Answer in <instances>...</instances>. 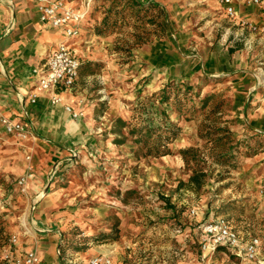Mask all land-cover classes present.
<instances>
[{"label": "rangeland", "instance_id": "374dc122", "mask_svg": "<svg viewBox=\"0 0 264 264\" xmlns=\"http://www.w3.org/2000/svg\"><path fill=\"white\" fill-rule=\"evenodd\" d=\"M137 1L94 0L70 40L87 59L60 100L75 120L67 141L5 131L3 95L20 80L0 57V264L30 249L37 264H88L110 250L123 264H239L224 247L203 252L201 225L221 217L258 237L264 257V10L249 21L222 0ZM28 6L38 13L33 0H0L8 43L30 27ZM162 111L180 133L168 154L145 155L130 131L159 126ZM193 168L206 173L200 188L188 182Z\"/></svg>", "mask_w": 264, "mask_h": 264}, {"label": "built area", "instance_id": "2783aa9c", "mask_svg": "<svg viewBox=\"0 0 264 264\" xmlns=\"http://www.w3.org/2000/svg\"><path fill=\"white\" fill-rule=\"evenodd\" d=\"M33 2L39 14V21L45 26L60 30L66 37V39L56 43L45 60L33 69L34 74L38 77L36 86L40 90L49 92L58 87L69 88L77 79L81 65L79 57L73 51L70 40L80 35L82 22L89 11L90 0H87L82 8L73 6L67 0H33ZM221 2L225 5L227 14L232 17L237 14L235 4L255 5L264 8V0H222ZM37 96V92L33 91L28 97L31 102H35ZM60 100L58 93L52 94V103H58ZM67 109L70 108L67 107ZM1 122L7 133L17 134L19 138L23 139L30 135L35 137L29 118L27 121H23L2 116ZM27 180L28 176H22L19 178V184L23 185ZM42 231L46 230L43 229ZM201 233L202 249L205 254L213 253L219 247H224L240 259L239 264H249L254 261L259 264L262 263L259 258V238L256 236L245 238L225 218L205 221L201 225ZM39 261L36 250L30 249L25 253L23 261L18 258L12 264H37ZM88 264H114V262L111 257L99 254L93 256Z\"/></svg>", "mask_w": 264, "mask_h": 264}, {"label": "crops", "instance_id": "0c3cea01", "mask_svg": "<svg viewBox=\"0 0 264 264\" xmlns=\"http://www.w3.org/2000/svg\"><path fill=\"white\" fill-rule=\"evenodd\" d=\"M93 1L94 0H90V3L92 4ZM67 2L77 8H82L85 6L87 0H67ZM28 7L31 8L29 9V12L22 14L21 17L23 19L25 18V21L27 22L26 27H30L28 28L26 33L25 31L24 33L19 32V37H17L13 41H10V43H8L7 41L6 31L1 30L3 24L0 21V57L4 60V64L8 65V68L6 69L8 71L7 77L10 79L9 81H11V79L15 77L20 80L19 86H15V83L12 84V87L15 91L14 95H12L9 99L6 94H4L5 96L3 95V97H5L3 98V100H5L6 102L1 107L3 110L2 112L4 116H8L16 120L27 121V119L29 118L32 123L33 132L38 135V138L45 139L42 134H54L59 135L62 139H64L66 136L65 139L67 141V135L72 132L69 130L75 129V120L73 122L69 114L63 112L62 109V105H64L63 102H67L70 100V97L68 96V93L66 91L67 89L58 87L55 90H51V92L40 90L36 86L38 77L33 72V69L37 68L42 63V60L46 58L52 47H54L56 43L64 40V35L60 32V30L42 24L39 21L38 13L36 12L35 8L33 9V7L31 6ZM235 7L237 12L235 17L239 19L248 17L249 21H253V19L255 18L250 14L252 11L257 13V11H259L260 9L264 10V8H260L258 6L249 7V5L245 4H235ZM89 12L90 11H88L87 15L89 14ZM257 16L263 17L264 19V11L261 12V14L256 15V17ZM72 48L73 51L76 52L82 64L85 58L87 59V56H85V52H81V50L75 49L74 47ZM93 59H95L94 56ZM2 69L4 70V66ZM33 91L37 92L38 94L35 102H31L30 98L28 97L29 94ZM57 91L60 92L61 99H63V102H59V105L51 102L52 94L58 93ZM20 98L23 99L21 100ZM88 115L89 114H85V117L82 119V121L85 127H88L89 129V123L91 122H88ZM46 119L52 120V127L48 128L46 125H44L42 121ZM48 129H50L49 132ZM69 150H71V148ZM38 184L39 183H37V185ZM44 202L49 203L47 208L50 207L51 199L45 198L40 202V204ZM47 232H56L53 235L54 237L58 238V241L60 240V236H58L60 234L58 233L59 229L51 228ZM95 251L98 252V249H95ZM116 253L117 251L114 252L110 250L108 253H106V255L112 258L114 264H123L122 261L118 260ZM45 258V261H48V258ZM259 258L263 259L262 263H264V257L261 255V253L259 255Z\"/></svg>", "mask_w": 264, "mask_h": 264}, {"label": "trees", "instance_id": "16d2710c", "mask_svg": "<svg viewBox=\"0 0 264 264\" xmlns=\"http://www.w3.org/2000/svg\"><path fill=\"white\" fill-rule=\"evenodd\" d=\"M131 4L133 6H138L140 5V2L137 0H131ZM116 5L117 4L113 3V6ZM159 8L163 13L162 7L159 6ZM166 89L164 88L159 91L160 93H162V95H160L162 101H166L169 98L168 94L166 93ZM214 110L217 111L218 108L214 107ZM162 114L164 119L163 123L159 126H142V128L138 130L130 131L132 133L138 132V137L136 138V141L142 148L146 149L145 155L161 156L168 154V142L176 138L180 133V126H178L176 123L170 122L165 111H162ZM117 121L121 123V126L126 125V122L121 119H117ZM218 131H222V128L218 129ZM154 134H157L156 137L154 139H151ZM150 140H152L151 145L149 144ZM122 141L123 140L116 139V142L118 143ZM194 152L195 150L192 148L180 150V154L182 155L186 163H188L189 161V156L196 157V154ZM205 175L206 173L203 172L201 168H193L188 182L190 185H192L193 188H200L202 186V178ZM2 232L3 231L1 227L0 233L2 234Z\"/></svg>", "mask_w": 264, "mask_h": 264}, {"label": "bare ground", "instance_id": "6f19581e", "mask_svg": "<svg viewBox=\"0 0 264 264\" xmlns=\"http://www.w3.org/2000/svg\"><path fill=\"white\" fill-rule=\"evenodd\" d=\"M106 247V246H105ZM108 253V252H107ZM106 254V253H105Z\"/></svg>", "mask_w": 264, "mask_h": 264}]
</instances>
